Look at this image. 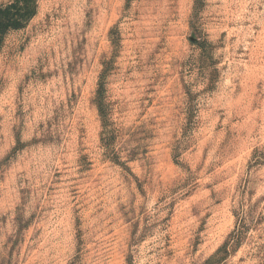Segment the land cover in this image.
Returning a JSON list of instances; mask_svg holds the SVG:
<instances>
[{
	"label": "rangeland",
	"instance_id": "obj_1",
	"mask_svg": "<svg viewBox=\"0 0 264 264\" xmlns=\"http://www.w3.org/2000/svg\"><path fill=\"white\" fill-rule=\"evenodd\" d=\"M0 264H264V0H37L0 49Z\"/></svg>",
	"mask_w": 264,
	"mask_h": 264
},
{
	"label": "trees",
	"instance_id": "obj_2",
	"mask_svg": "<svg viewBox=\"0 0 264 264\" xmlns=\"http://www.w3.org/2000/svg\"><path fill=\"white\" fill-rule=\"evenodd\" d=\"M37 0H11L0 6V49L5 34L11 29H21L36 12Z\"/></svg>",
	"mask_w": 264,
	"mask_h": 264
}]
</instances>
